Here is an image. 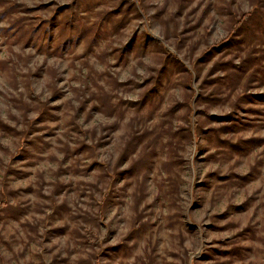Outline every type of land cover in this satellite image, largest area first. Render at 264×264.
<instances>
[{
    "label": "rangeland",
    "instance_id": "374dc122",
    "mask_svg": "<svg viewBox=\"0 0 264 264\" xmlns=\"http://www.w3.org/2000/svg\"><path fill=\"white\" fill-rule=\"evenodd\" d=\"M247 11L0 0V264H264V23L221 43Z\"/></svg>",
    "mask_w": 264,
    "mask_h": 264
},
{
    "label": "trees",
    "instance_id": "16d2710c",
    "mask_svg": "<svg viewBox=\"0 0 264 264\" xmlns=\"http://www.w3.org/2000/svg\"><path fill=\"white\" fill-rule=\"evenodd\" d=\"M257 1L261 2V4L264 3V0H257ZM254 14L255 13L252 11H247V12H244L242 15H240L231 25L230 32H229L227 39H223L221 43L230 44L233 40H235L239 36L244 26L247 25L250 21H255L257 23H260V22L264 23V13L258 14L257 17ZM167 54H168V51H167ZM174 59L177 60L176 55H174ZM6 205H7V201L0 200V210L4 209ZM100 215L103 216V210H100Z\"/></svg>",
    "mask_w": 264,
    "mask_h": 264
}]
</instances>
